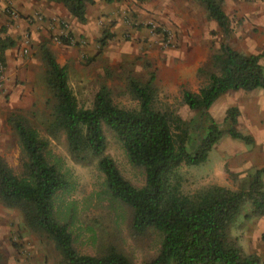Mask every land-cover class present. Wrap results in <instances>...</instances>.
<instances>
[{"label": "rangeland", "instance_id": "374dc122", "mask_svg": "<svg viewBox=\"0 0 264 264\" xmlns=\"http://www.w3.org/2000/svg\"><path fill=\"white\" fill-rule=\"evenodd\" d=\"M218 1L223 2L222 10L232 28L230 47L243 55L258 51L254 43L258 24L254 22L253 12L249 17H240L238 0ZM86 9L85 24L75 22L71 25L67 19L59 21L57 28L61 32L53 33L47 29L46 36L40 41L52 53L55 62L66 68L67 85L78 107L90 108L94 94L100 87H105L113 105L120 109H135L137 102L127 93L126 79L129 77L144 83L152 73L155 91L152 107L186 123L191 122L186 143L187 150L191 152L201 137L200 114L188 110L181 93H195L203 85V78L197 71L209 67L211 56L223 40L218 27L208 19L196 0H146L141 3L134 0H114L111 3L96 0ZM3 14L8 24L0 27V39L13 41L17 47L14 49L16 57L28 63L24 65L23 77H12L11 92L6 94L7 64H2L0 158L15 176L20 175L23 158L8 123L11 115H19L26 125L47 140L51 158L60 162L61 170L74 184L72 193L62 198L63 205H70L74 213L70 225L73 249L80 255L98 256L110 246L131 264L149 262L157 254L158 235L148 230L141 237L132 236L129 233V210L116 207L113 211L106 201L98 197L103 190V177L95 163H74L67 152L64 136L56 134L50 138L46 135L53 99L44 83L45 66L39 54L35 56L33 52L27 28L23 27L13 35L6 34L8 27L18 28V25L14 26L19 21L18 14L16 18H11L6 12ZM26 19L32 20L30 17ZM40 21L45 20L41 17ZM47 21L49 25L53 22ZM109 35L105 45L100 47L99 41ZM62 38L68 40L67 45L61 43ZM22 49L25 53L21 52ZM250 95L255 96L256 93L227 92L212 104L207 113L219 130L225 132L228 128L226 110L230 107L238 110ZM249 106L248 110H253V106ZM234 129L238 130L236 126ZM102 130L106 143L104 154L112 159L124 180L134 187H141L144 182L142 171L128 164L112 133L105 128ZM51 158L48 157L50 162ZM253 158V152L247 145L235 143L224 133L203 163L196 166L181 164L176 169L180 192L192 195L210 186L232 191L245 189L254 170H245L243 162ZM0 214L6 217L0 218V242H3L0 264L58 263L59 256L52 243L28 230L18 210L6 209L0 204ZM249 214L250 206L246 203L229 235L245 253L258 252L260 264H264V254L255 245L258 242L264 247V217Z\"/></svg>", "mask_w": 264, "mask_h": 264}, {"label": "trees", "instance_id": "16d2710c", "mask_svg": "<svg viewBox=\"0 0 264 264\" xmlns=\"http://www.w3.org/2000/svg\"><path fill=\"white\" fill-rule=\"evenodd\" d=\"M46 1L60 4L83 24L85 8L94 0ZM196 1L218 27L223 40L211 56L209 67L197 71L203 85L195 93H181L188 110L200 114L201 137L191 152L186 148L191 122L152 107L155 94L152 73L144 83L126 79L127 93L137 102L135 109L113 105L105 87L94 94L91 107L83 109L78 107L67 85L66 68L59 66L47 47L40 44L38 54L46 69L44 83L53 99L45 132L50 138L56 134L64 136L74 163H95L103 177V190L98 197L113 211L116 207L129 210L132 236L141 237L148 230L158 235L157 254L144 264H260L256 255L245 253L238 242L230 238L229 231L246 203L250 206V216L264 217V167L253 172L245 189L232 191L210 186L192 195L180 192L176 169L181 164L203 163L224 133L245 145L253 143L249 136L234 129L238 116L235 107L226 110L227 130H219L207 113L212 104L227 92L264 90V71L260 65L264 51L243 55L232 49L228 43L232 31L222 11V1ZM108 37L110 35L99 41L100 47ZM60 41L68 43L65 38ZM13 45L11 40L0 39L1 65L4 51ZM8 123L17 138L23 161L20 175L15 176L0 158V204L6 209L18 210L28 230L52 243L59 256L57 264H131L110 246L98 256L80 255L73 249L70 225L74 213L70 205L64 206L62 202V198L74 190L73 182L61 170L60 162L51 158L47 140L26 125L21 116L11 115ZM102 128L112 133L128 164L142 171L141 187L124 180L112 159L104 154L106 143Z\"/></svg>", "mask_w": 264, "mask_h": 264}, {"label": "crops", "instance_id": "0c3cea01", "mask_svg": "<svg viewBox=\"0 0 264 264\" xmlns=\"http://www.w3.org/2000/svg\"><path fill=\"white\" fill-rule=\"evenodd\" d=\"M11 6L18 14L19 21L15 22L14 25H18V28L15 29L13 26L8 27L9 29L6 30V34L13 35L15 32H20L19 29H22L23 27L27 28L29 37L31 39V44L33 45V52L35 56L38 53V47L41 44L40 41H42L43 37L46 36L47 29H51L53 33L61 32L57 28V23L59 21H66V19L70 21L71 25L75 22L79 24L66 12V10L60 4L54 2H49L46 0H11ZM238 9L240 17H249L253 12L254 22L258 24V31L255 34L254 42L255 46L258 48V51L252 54L250 53V55H256L261 51H264V0H238ZM86 11L87 9L85 8V22L83 24L87 22ZM26 17H30L32 20H24ZM41 17H43L45 21L41 22ZM226 18L228 20L227 16ZM47 19L53 20L51 25L48 24ZM7 21V17L3 14V0H0V27L7 26ZM230 29L232 31L231 27ZM14 49L17 50L16 45H13L10 49H7L3 53V62L4 64H7V80L5 82L4 90L5 94L11 92L12 77H23L22 72L24 65L28 63L27 61L24 62L20 58H17L15 55L16 51ZM260 65L262 66L264 71V59L260 60ZM237 92L256 93L255 96H246L247 101L246 103L240 105L235 124L238 129L236 130L237 132L242 135L249 136L253 141L251 145L247 146L252 150L254 158L252 161H250L249 159H244L243 168L245 170L253 169L255 171L264 167V90L256 89L249 92ZM249 104L253 106V110H248V107H250ZM233 141H235V143L243 144L238 140ZM216 184L219 185L217 182ZM262 184L264 186V177L262 178ZM0 218L6 217L4 216V214H0ZM2 243L3 242H0V247ZM255 245L260 248L261 254L263 255L264 247L262 248L261 244L259 245L258 242H255ZM31 250L32 249H29V251ZM252 254L256 255L260 259L258 252Z\"/></svg>", "mask_w": 264, "mask_h": 264}, {"label": "built area", "instance_id": "2783aa9c", "mask_svg": "<svg viewBox=\"0 0 264 264\" xmlns=\"http://www.w3.org/2000/svg\"><path fill=\"white\" fill-rule=\"evenodd\" d=\"M3 12H6L11 18H16V13L12 10L11 8V3L9 0H6L3 4ZM22 53H25V50L22 49ZM3 66L0 64V82L2 81V71H3Z\"/></svg>", "mask_w": 264, "mask_h": 264}]
</instances>
